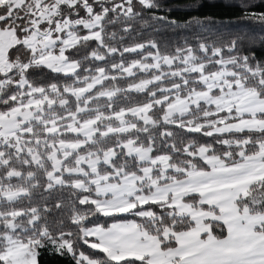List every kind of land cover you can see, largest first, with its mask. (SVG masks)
Here are the masks:
<instances>
[{"label": "snow or ice", "instance_id": "1", "mask_svg": "<svg viewBox=\"0 0 264 264\" xmlns=\"http://www.w3.org/2000/svg\"><path fill=\"white\" fill-rule=\"evenodd\" d=\"M264 264V0H0V264Z\"/></svg>", "mask_w": 264, "mask_h": 264}, {"label": "trees", "instance_id": "2", "mask_svg": "<svg viewBox=\"0 0 264 264\" xmlns=\"http://www.w3.org/2000/svg\"><path fill=\"white\" fill-rule=\"evenodd\" d=\"M51 264H65V262L57 260V261H52Z\"/></svg>", "mask_w": 264, "mask_h": 264}]
</instances>
